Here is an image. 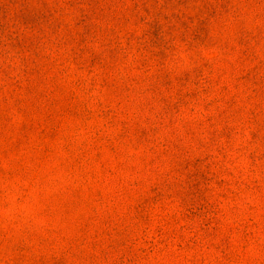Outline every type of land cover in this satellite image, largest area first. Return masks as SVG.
Wrapping results in <instances>:
<instances>
[{
    "label": "rangeland",
    "instance_id": "obj_1",
    "mask_svg": "<svg viewBox=\"0 0 264 264\" xmlns=\"http://www.w3.org/2000/svg\"><path fill=\"white\" fill-rule=\"evenodd\" d=\"M0 264H264V0H0Z\"/></svg>",
    "mask_w": 264,
    "mask_h": 264
}]
</instances>
